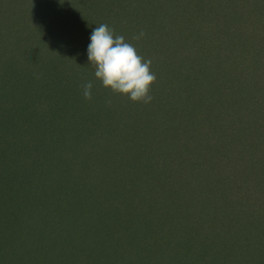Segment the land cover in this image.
I'll return each mask as SVG.
<instances>
[{
    "label": "rangeland",
    "instance_id": "374dc122",
    "mask_svg": "<svg viewBox=\"0 0 264 264\" xmlns=\"http://www.w3.org/2000/svg\"><path fill=\"white\" fill-rule=\"evenodd\" d=\"M86 1L0 0V6H3L0 8V18L1 11L10 15V18L4 22L3 33L0 34V54L9 46L17 50L15 60L9 61L10 58H7L6 65L0 60V80L4 78L5 72L9 74L14 70L18 72L20 65L23 69L30 62L39 63L36 66L42 80L34 76L26 80L28 84L38 82L40 85L37 95H33L29 100L30 105L26 113L38 123L35 132L45 133V126H60L75 134L72 139L73 145L76 146L71 157L63 158V161L66 160L62 162L60 169L56 170V177L49 175L48 182L52 184L51 189H42L38 173L32 171V175H35L33 188L37 199L34 208L25 206L24 197H28L29 194H26L24 188L20 189L19 195L18 192L16 195L15 189L11 188V182L18 174L22 162L15 163V167L10 165L11 163L0 166L2 259L6 264H264V255L257 256L258 248L260 246L264 248V236L260 232L262 228L254 222L255 216L250 213V205L247 208L239 205V201L243 198L254 200L261 197L262 199V194L255 195L254 191L250 192L246 184L240 187L237 184L239 180L236 174L229 175L233 168L229 167L232 163L226 148H219V152L214 150L215 156H208V159H205L204 163L208 164L209 174L202 170L204 164L187 168L188 162L184 160L187 155L184 154L178 156L176 161L170 159L169 163L155 162L158 167L154 168L150 183L145 184L144 187L141 178L132 192V195L137 196L135 201L127 205V198L113 199L110 192L97 182V177L109 178V172L117 168L115 163L118 164L121 159L129 158L134 161L138 153H141V148L147 144L144 134V138H136L133 133L130 134L134 141L132 146L126 149H123V145L118 141L111 142L106 137L102 140V134L95 135L102 133L100 131L102 127L104 128L102 123L105 115L99 112L103 110L104 98H110L109 100L115 104V116L119 121L129 116L126 111L136 115L141 110L142 115L135 116L137 119L131 121L135 126L131 129L136 128V132L143 128L144 121H149L152 115L158 113V109H153V101L133 102L125 95L113 93L95 78L94 68L87 57L90 35L99 25L93 21L94 15L103 12L111 16L106 24L113 28L116 34L118 32L112 27L114 9L113 11L108 9V0L104 4H98L94 13L87 12L86 7V4L93 0ZM152 1L153 4H159L153 9L155 14L156 9L162 8L168 0ZM171 2L181 4L183 0L182 2L171 0ZM54 3H59L60 7L64 6V11L54 10L52 8ZM41 11L50 19L51 37L48 40H52L51 43L44 39L47 35L39 26ZM16 12H19L18 15L15 14ZM161 12V17H157L153 23L147 25L142 22L143 10L137 8L135 29L138 34L143 31L145 35L134 45L146 59L159 57L164 60L165 63L162 61L163 66H161L165 71L167 83H170L172 76L170 69L180 65L190 51L187 52L186 45L183 44L186 35L176 36L164 30L160 24L163 20ZM152 16L151 14L149 19L151 22ZM113 24L117 25L118 22L115 20ZM220 27L216 26L217 31H220ZM199 34L197 32V35ZM157 37L159 39L156 42L154 40ZM29 46H34L32 54L35 57L29 52ZM237 46L238 44L232 43L230 47L227 43L222 45V50L235 48L233 53L239 55L246 51L245 46L238 48ZM201 57L197 59L196 69L193 71L198 69ZM211 67L214 65L212 64ZM22 69L10 77L13 85L0 95V109H5L6 113H2V116L5 115L8 119L17 114L19 122H22L23 117L20 110L26 106L29 95L27 88L19 91L13 89L25 85L24 81L13 82L18 79ZM212 71L215 70L203 76L206 83L220 76L215 72L213 77ZM90 80L93 82L92 99L86 100L82 95L81 85ZM181 80L183 86L188 84V78L182 77ZM51 88L55 91L50 92ZM8 98L12 102L8 104L12 106L10 108L5 107ZM59 106H65L63 111L67 114L72 110L70 112L72 126L66 122H71L69 118L57 116ZM78 110H84L85 114ZM185 116L182 125L193 121V114L188 109L185 111ZM141 117H144V120ZM93 121L96 124H93ZM118 127L119 133L120 125ZM95 129L97 132H94ZM181 129V136L186 138V132ZM25 131L19 137L22 146L25 141L27 146L31 134L27 133V129ZM8 138L9 136L4 132L0 133V160L16 159L10 149L1 152L7 145ZM59 141L62 145L69 144L65 134ZM166 143H159L162 149L161 156L164 154ZM196 146L191 147L192 156L200 155L198 147L203 152L200 146L197 148ZM213 147L211 145V149ZM152 156L148 151L144 156H140V159L150 163ZM220 158H223L224 162H219ZM91 159L93 167L89 172L90 177L84 179L76 176V171L78 169L82 171ZM36 160L42 163L46 161L44 157H37ZM53 160L62 161L56 157ZM137 168L136 175L140 176L141 173ZM156 174L159 181L153 183ZM237 186L239 188H236ZM52 189L54 191L50 192L49 190ZM113 189L121 195L128 192V190H120V187ZM152 201L156 204L153 202L150 208ZM123 203L127 211H124L120 221L114 224V221L109 219L122 208H117L116 204L123 205ZM178 205L186 210L181 216H178V211L175 210ZM207 207L210 208L209 214L205 213ZM57 226L66 227L65 238L59 237ZM37 250L40 253L36 254Z\"/></svg>",
    "mask_w": 264,
    "mask_h": 264
},
{
    "label": "trees",
    "instance_id": "16d2710c",
    "mask_svg": "<svg viewBox=\"0 0 264 264\" xmlns=\"http://www.w3.org/2000/svg\"><path fill=\"white\" fill-rule=\"evenodd\" d=\"M83 1L87 2L86 0ZM106 1H90L91 3L86 4L87 12L94 13L98 4H104ZM182 3H172L171 0H168L163 4L162 8L156 9L155 14H153V9L159 4H153L152 0H108L107 2L108 9H114V11L112 10L114 21L118 22L117 25H114L113 21L112 27L117 30L118 35H123L126 40L133 44L138 42V40L132 39L134 35L138 34L135 29L136 22L134 21L137 16V8L139 7L143 10L142 22L147 25L148 23H153V20L159 17L161 10H163L161 15L164 21L161 20L160 24H162L165 31H170L173 35L182 37L186 35L183 44L184 46L186 45L185 50L187 52L189 50L190 54L186 56L185 60L180 62V65L170 69L172 74L170 83H167L165 71L162 69L163 63H165L164 60L159 57L152 58L151 70L155 72L156 80L159 81L152 84L150 94L153 96V109L157 108L158 113L152 115L149 121H144L143 128L138 132H136V128L131 129L135 127L131 121L137 119L135 116L142 115L140 113L141 110L136 115L126 111L129 116L125 120L119 121L115 116V104L111 100V104H108L107 101L110 98H104L105 100L102 103L103 110L99 111L102 115H105V120L102 123L104 128L102 127V131H100L102 133H95V135L102 134V140H105L106 137L111 142L118 141L123 145V149L132 146L134 141V138L130 137L132 133L136 138H144L146 135L147 144L144 148H141V153H138V157L134 161L129 158H123L118 164L115 163L117 168L109 172V178H104L103 176L102 179L97 177L96 180L98 183L100 182L101 187L106 188V191L110 192L113 199L127 198V205L129 202L135 201L137 196L135 194L132 195V192H134L141 178H143L144 187L145 184L150 183L149 180L153 176L154 168L158 167L155 162L169 163L170 159L176 161L178 156L184 154L187 155L184 158L188 162L187 168L191 169L192 166L204 164L202 170L209 174L208 164L204 163L205 159H208V156H215L216 151L214 150L219 152V148H226L229 151L232 163L229 167L233 168L229 175L236 174L239 180L237 184L240 187L246 184L250 192L254 191L255 195L262 194V199L261 197L258 199L254 198V200H250L248 197L243 198L239 201V205L243 208H247L250 205V213L255 216L253 220L258 227L262 228L260 232L264 236V226L261 225L264 224V0H183ZM0 8H3V6H0ZM52 8L57 11H64L65 9L64 6L60 7L59 3H54ZM1 13L0 34L3 33L5 28L4 22L7 18H10V15L8 16L6 12L1 11ZM18 13L16 12L15 14L18 15ZM151 14L153 15L152 22L149 20ZM94 16L93 21L98 24L106 23L111 18V16L103 12ZM39 17V26L47 35L44 36V39L51 43L52 40H48L51 37L50 19L47 18L48 15L44 14L43 11L40 12ZM216 26L223 27H220V31H217L218 28ZM197 32L200 34L197 35ZM158 39L157 37L154 41L157 42ZM227 43L230 44V47L232 43L241 47L245 46L246 51L239 55L236 52L233 53L235 48H229L225 50V53L222 50V45ZM28 50L35 57L32 54L34 46H29ZM1 53L0 60H3V65H6L7 58H10L9 61L15 60L17 50L9 46ZM200 57L203 60L201 59L198 64V69L193 71V69H196L195 63L198 62L197 59H200ZM37 64L39 63L30 62L23 69L19 64L18 72H20V69L23 71H21L18 79L14 78L15 80H13L14 83L16 81H24L25 83V85L14 87V90L19 91L27 88L29 93L28 102L23 108L24 111L23 109L20 110V113L23 114L22 122H19L16 117L17 114L7 119L5 115L2 116V113H5V109H0V133L4 132L5 135L9 136L7 145L1 152H7L10 149L12 155L16 157V159L11 160H4L3 158L0 160V166L11 163L10 165L15 167V163L19 164L22 162L18 174L11 182V188L15 189L16 195L17 192L19 195L20 189L24 188L26 194H29L28 197H24L26 199L25 206L32 208H34V203L37 201L33 188L35 175H32V171L35 174L38 173L42 189H51L52 184L48 182L49 175L56 177V170H59L62 162L64 163L66 160L63 161V158L71 157L70 155H72L76 147L73 145L72 139L75 134L62 129L60 126H45V133L35 132L38 123L33 117H30L31 115L26 113L30 105L29 100L33 95H37V90L40 87L38 82L28 84L26 80L33 78V76L42 80L39 70L37 71ZM212 64L214 67H211ZM211 70H215L211 73L213 77H215V72L218 75L220 74V76L206 83L203 76L209 74ZM16 71L11 72V75L5 72L4 78L2 77L0 80V95L3 94V91H7L9 86L13 85L10 77L18 73ZM182 77L188 78V84L185 86H183ZM160 82L166 83V85ZM49 91L54 92L55 90L51 88ZM6 101L5 107H12L8 105L12 103L10 98ZM80 108L82 109V107ZM64 109L65 106H59L57 116L71 120L70 112L72 110H69V114H67L63 111ZM187 109L193 114V121L182 125ZM78 111L85 114L84 110ZM133 116L134 118H131ZM195 117H197V120H195ZM141 119L144 120V117H141ZM194 120L196 121L195 124ZM66 122L72 126V120L71 122ZM93 124L96 123L93 121ZM119 125L120 131L118 133ZM181 128L186 132V138L183 135L181 136ZM26 129L27 133L31 134L27 146H25L26 141L22 146L19 143V137L26 132ZM94 132H97V130L95 129ZM63 134L67 135L69 144L62 145V142L59 141ZM161 139L163 140L160 142ZM165 142H167V145L164 148V154L161 156L160 151L162 149L159 143ZM157 145L158 149L156 150ZM193 145H197L196 148L200 146L203 149L202 152L198 147L199 156H192L191 147ZM211 145L214 146L213 149H211ZM27 148L29 149L27 150ZM148 151L153 155L150 163L140 159V156H144ZM37 157H44L46 161L42 163L36 160ZM54 157L62 161L53 160ZM219 162H224L223 158H220ZM85 165L86 167L82 171L79 169L76 171V176L79 178L90 177L89 172L93 167L92 159ZM82 167L83 164L81 169ZM136 168L141 173L140 176L136 175ZM156 175L155 179L152 180L153 183L159 181L158 174ZM239 186L236 188H239ZM114 187H120V190L124 189L128 190V192L121 195L113 189ZM156 187L160 188L161 186L156 185ZM49 191L53 192L54 189ZM153 202H151L150 208L153 206ZM178 206L180 207L181 205ZM116 207L122 208L109 219V221H114V224H117L122 213L127 211L124 203L123 205L116 204ZM179 207L175 208V210L178 211L177 215L181 216L186 210L183 206ZM51 208L54 209V207ZM61 209H64V207H61ZM205 213L209 214L210 208H205ZM106 222L108 221L106 220ZM64 228L57 226L59 237L64 236L65 238ZM20 235L22 236V232ZM246 238L248 237L246 236ZM61 245L64 246L62 243ZM2 250L3 247L0 246V253H2ZM38 252L39 250H37L36 254ZM260 255H264L262 246L258 248L257 252V256ZM0 262L6 264L2 259V254H0Z\"/></svg>",
    "mask_w": 264,
    "mask_h": 264
},
{
    "label": "clouds",
    "instance_id": "9594fccd",
    "mask_svg": "<svg viewBox=\"0 0 264 264\" xmlns=\"http://www.w3.org/2000/svg\"><path fill=\"white\" fill-rule=\"evenodd\" d=\"M145 33L141 31L132 37L140 40ZM87 57L94 68V76L101 85L111 92L125 95L133 102L150 103L153 96L151 86L156 74L151 70V59H146L136 46L123 35L115 33L106 23L97 25L90 35ZM82 95L92 99L93 82L81 85ZM111 104V101H107Z\"/></svg>",
    "mask_w": 264,
    "mask_h": 264
}]
</instances>
